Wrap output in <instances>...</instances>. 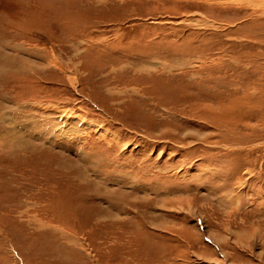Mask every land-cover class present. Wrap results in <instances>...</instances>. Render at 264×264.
I'll use <instances>...</instances> for the list:
<instances>
[{"label": "rangeland", "instance_id": "obj_1", "mask_svg": "<svg viewBox=\"0 0 264 264\" xmlns=\"http://www.w3.org/2000/svg\"><path fill=\"white\" fill-rule=\"evenodd\" d=\"M0 67V264H264V5L0 0Z\"/></svg>", "mask_w": 264, "mask_h": 264}, {"label": "bare ground", "instance_id": "obj_2", "mask_svg": "<svg viewBox=\"0 0 264 264\" xmlns=\"http://www.w3.org/2000/svg\"><path fill=\"white\" fill-rule=\"evenodd\" d=\"M249 1V3H252L253 5H257V6H261V5H264V0H248ZM2 59H4L3 57H2ZM7 60H8V58H6ZM7 63V62H6ZM1 66H3V65H1ZM4 66H5V64H4ZM3 66V67H4ZM2 67H0V69H1ZM6 68H8V67H6ZM6 70V69H5ZM4 70V71H5ZM1 71V70H0ZM1 120V119H0Z\"/></svg>", "mask_w": 264, "mask_h": 264}]
</instances>
